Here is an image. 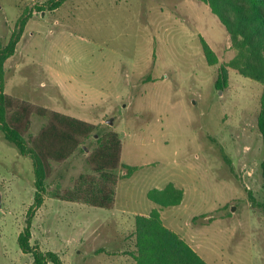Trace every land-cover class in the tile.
Instances as JSON below:
<instances>
[{
	"label": "rangeland",
	"instance_id": "1",
	"mask_svg": "<svg viewBox=\"0 0 264 264\" xmlns=\"http://www.w3.org/2000/svg\"><path fill=\"white\" fill-rule=\"evenodd\" d=\"M48 3L0 0V49L19 18L29 16L3 64L4 92L95 129L68 159L51 163L31 220L32 251L55 253L61 264H134V213L155 206L148 190L172 183L183 200L159 209L161 220L207 264H264V210L256 204L264 203L257 125L263 87L227 66L235 52L209 6L201 0H66L50 10ZM201 39L214 52V65ZM223 65L227 83L217 88ZM47 121L31 114L28 146ZM108 133L121 141V164L138 168L128 178L118 169L111 216L59 196L81 175L98 180L88 157ZM34 180L30 157L0 132V264H36L17 242L34 202Z\"/></svg>",
	"mask_w": 264,
	"mask_h": 264
},
{
	"label": "trees",
	"instance_id": "2",
	"mask_svg": "<svg viewBox=\"0 0 264 264\" xmlns=\"http://www.w3.org/2000/svg\"><path fill=\"white\" fill-rule=\"evenodd\" d=\"M66 0H49L48 8L55 10ZM218 18L229 35L235 52L227 66L240 75L259 82L263 89L260 98V112L257 120L258 130L263 141L264 152V0H201ZM29 16L22 15L16 23V30L8 43L0 49V132L22 156L32 160L34 172V202L28 211V219L17 242L23 253H32L36 264H61L55 253L33 252L29 240L31 220L43 202L46 192V179L52 162L68 159L84 140L94 132L93 124L35 107L18 101L4 92V62L15 53ZM203 54L209 65L217 63V58L208 44L201 39ZM227 66L219 68L215 85L222 88L227 83ZM36 114L47 117V123L27 145L24 134L30 125V116ZM99 145L88 157V164L95 176L81 175L72 190H65L60 198L68 202L83 203L97 209L111 210L115 202L117 171L126 170L124 178L130 177L138 168L122 165L121 141L116 133H108L97 139ZM264 179V160L262 162ZM100 179V180H99ZM123 179V178H122ZM147 198L161 208L178 206L183 200V191L172 183L162 189H150ZM264 210V203H256ZM196 219V218H194ZM134 247L130 252L134 264H207L178 234L164 226L159 209L148 215L134 216Z\"/></svg>",
	"mask_w": 264,
	"mask_h": 264
},
{
	"label": "crops",
	"instance_id": "3",
	"mask_svg": "<svg viewBox=\"0 0 264 264\" xmlns=\"http://www.w3.org/2000/svg\"><path fill=\"white\" fill-rule=\"evenodd\" d=\"M60 113V112H59ZM63 114V113H62ZM64 115H66V114H64ZM67 116H69V115H67ZM70 117H73V118H76V117H74V116H70ZM76 119H79V118H76ZM79 120H82V119H79ZM82 121H84V122H87V121H85V120H82ZM94 125V124H93ZM118 182H119V180H118ZM118 182H117V184H116V189H115V202H114V207H113V209H111V210H107L110 214H109V216H111V212L113 211V210H115V208H116V192H117V187H118ZM165 187V186H164ZM160 189H162V188H160ZM149 191V190H148ZM147 191V192H148ZM147 194V193H146ZM152 202V201H151ZM69 203H73V204H76L77 206H78V208H80V209H87V208H93V207H91V206H88V205H86V204H83V203H76V202H69ZM153 203V202H152ZM153 204H155V203H153ZM180 205V204H179ZM178 205V206H179ZM173 207H175V206H173ZM93 209H96L97 210V208H93ZM153 209H161V207H159L158 205H156L155 204V206H153V205H150L149 207H148V210H146V212H144V213H134V216H136V215H148ZM88 210H90V209H88ZM160 211V210H159ZM98 212V211H97ZM161 212V211H160ZM133 216V217H134ZM160 216H161V214H160ZM169 229H171V228H169ZM172 230V229H171ZM175 233H178V232H176L175 230H173ZM179 234V233H178Z\"/></svg>",
	"mask_w": 264,
	"mask_h": 264
},
{
	"label": "water",
	"instance_id": "4",
	"mask_svg": "<svg viewBox=\"0 0 264 264\" xmlns=\"http://www.w3.org/2000/svg\"><path fill=\"white\" fill-rule=\"evenodd\" d=\"M107 123H111V121H108Z\"/></svg>",
	"mask_w": 264,
	"mask_h": 264
}]
</instances>
